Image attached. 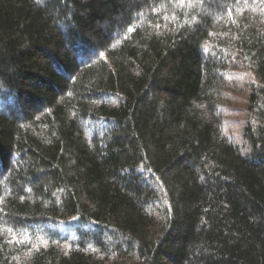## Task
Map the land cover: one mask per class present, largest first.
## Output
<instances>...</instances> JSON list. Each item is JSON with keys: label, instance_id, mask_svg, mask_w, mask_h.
I'll return each mask as SVG.
<instances>
[{"label": "trees", "instance_id": "16d2710c", "mask_svg": "<svg viewBox=\"0 0 264 264\" xmlns=\"http://www.w3.org/2000/svg\"><path fill=\"white\" fill-rule=\"evenodd\" d=\"M0 264H264V0H0Z\"/></svg>", "mask_w": 264, "mask_h": 264}, {"label": "rangeland", "instance_id": "374dc122", "mask_svg": "<svg viewBox=\"0 0 264 264\" xmlns=\"http://www.w3.org/2000/svg\"><path fill=\"white\" fill-rule=\"evenodd\" d=\"M241 79L237 80V85L229 91V99L223 110V129L225 134L243 151H248L242 135V127L247 120V91L243 87L242 81L245 79L243 74ZM248 77V75H245Z\"/></svg>", "mask_w": 264, "mask_h": 264}]
</instances>
